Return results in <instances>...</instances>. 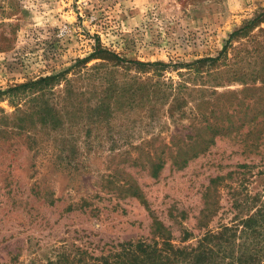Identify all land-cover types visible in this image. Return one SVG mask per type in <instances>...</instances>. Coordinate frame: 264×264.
<instances>
[{
	"label": "rangeland",
	"instance_id": "1",
	"mask_svg": "<svg viewBox=\"0 0 264 264\" xmlns=\"http://www.w3.org/2000/svg\"><path fill=\"white\" fill-rule=\"evenodd\" d=\"M262 9L264 0H0V87L66 69L97 40L139 61L216 56L229 34ZM254 47L246 37L232 38L226 62L231 74L239 62L242 75L204 94L214 103L207 111L218 114L225 104L244 124L238 130L194 141V126L206 122L192 92L180 120L163 111L155 120L137 119L126 109L68 137L76 152L68 144L60 151L45 137L31 144L25 136L0 140V264H49L78 249L108 252L122 241L149 240L155 220L174 236L186 229L200 238L232 224L239 234L264 199V133L249 146L264 124L257 113L264 109V73H255L264 68V54ZM164 75L181 79L171 68ZM190 143L186 156L203 150L177 168L168 154ZM154 154L165 158L156 177L149 168Z\"/></svg>",
	"mask_w": 264,
	"mask_h": 264
},
{
	"label": "trees",
	"instance_id": "2",
	"mask_svg": "<svg viewBox=\"0 0 264 264\" xmlns=\"http://www.w3.org/2000/svg\"><path fill=\"white\" fill-rule=\"evenodd\" d=\"M263 24L264 9L233 30L216 56H205L189 62L127 59L97 40L88 55L77 59L66 69L6 88L0 87V103L5 102L13 108L7 112L0 106V140L15 141L16 137L25 136L26 142L31 144L40 140L42 142L45 137L52 139L54 145H59L60 151L65 147L67 150L69 146L70 151L76 152V142L69 143L68 137L72 138L80 129L87 128L90 131L101 122L108 124L113 118L126 113V109L128 113L132 111L131 115L137 119L145 116L155 120L163 111L172 120H180L191 102L188 98L192 92L199 95L190 98L194 101L196 114L201 117V121L206 122L205 125L194 126L195 134L190 135L194 141L208 137L212 139L232 129L238 130L244 124L233 121V114L229 113L225 104L219 106L218 114L214 109L207 111L206 106L214 103L205 99L204 94H216V88L230 81V75L239 78L242 75L239 62L234 74H231L232 66L226 62L232 38L246 37L248 42L255 45L252 52L264 54ZM255 28H258L257 32H253ZM90 61L94 63L87 65ZM168 68L176 70L181 79H166L164 74ZM255 73L263 74L264 68L261 66ZM258 112L264 115V109ZM263 133L264 124L254 132L256 136L249 137L252 139L249 146H256ZM63 144L66 146L61 148ZM186 146V149L178 147L176 152L167 156L177 168L203 150H195L188 157L187 149L194 148L191 143ZM165 147L168 146L165 144ZM149 159L150 174L156 177L165 158L155 155L154 158L149 156ZM239 166L249 167L245 163ZM213 180L215 178L210 179L211 182ZM133 194L140 197L137 190ZM253 200L251 198L250 202ZM242 222L244 229L239 234L236 224H232L216 232L207 230L202 237L196 238L186 229L174 236L169 226L155 220L149 240L122 241L108 252L101 249L100 254L78 249L77 256L69 259L66 254H61L56 261L48 263L264 264V199ZM257 228H260L258 233ZM191 239L194 242H190Z\"/></svg>",
	"mask_w": 264,
	"mask_h": 264
}]
</instances>
